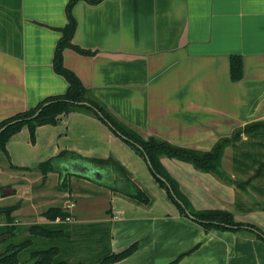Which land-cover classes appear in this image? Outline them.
Here are the masks:
<instances>
[{
  "label": "crops",
  "instance_id": "obj_1",
  "mask_svg": "<svg viewBox=\"0 0 264 264\" xmlns=\"http://www.w3.org/2000/svg\"><path fill=\"white\" fill-rule=\"evenodd\" d=\"M69 1L0 0V121L67 91L69 82L55 70L54 56L69 21ZM73 14L77 23L72 41L93 53L66 47L65 65L142 137L208 150L236 128L264 120V0H78ZM235 55L242 59L237 80L231 67ZM7 148L12 163L24 167L34 168L70 149L88 157L113 154L137 178L143 173L152 204L114 192L103 181L66 174L70 183L63 191L70 197L71 222L103 235L113 252L140 243L112 264H167L182 253L176 264H264L263 239L246 231L206 230L182 214L144 157L91 113L75 110L57 124L39 126L34 143L24 126ZM232 148L226 147L222 168L235 179ZM160 159L196 209H226L237 221L264 230V205L259 204L264 189L254 181L242 190L190 162L168 155ZM69 160L60 161V167ZM0 165L9 167L2 153ZM31 170L37 172H23ZM48 174H59L61 180L62 167ZM45 184L34 197L47 190ZM13 185L2 197L19 193L21 185L33 196L29 185ZM85 196L84 213L77 215V198ZM34 201L30 204L36 206ZM98 201L102 208L91 214L95 211L89 208ZM41 217L36 222L50 221Z\"/></svg>",
  "mask_w": 264,
  "mask_h": 264
},
{
  "label": "trees",
  "instance_id": "obj_2",
  "mask_svg": "<svg viewBox=\"0 0 264 264\" xmlns=\"http://www.w3.org/2000/svg\"><path fill=\"white\" fill-rule=\"evenodd\" d=\"M77 1L78 0H70L68 3L67 13L69 21L63 28V36L58 42L54 56L55 70L64 75L69 82L67 91L62 95L49 97L34 107L19 111L0 121V128L7 125L0 132V153L8 160L9 167L13 169H33L12 163L7 148V142L10 138L21 131L24 126L28 127L30 140L34 143L36 141V131L39 126L44 124H57L63 114L71 111L80 110L91 113L106 123H111V125L109 124L110 128L116 134L120 135L134 150L142 155L146 161L147 159L150 160L151 165H149V167L152 174L158 183L166 189L169 197L182 214L193 217L206 230L216 228L246 231L264 240V230L262 228L253 223L237 221L233 212L229 210L212 208L196 209L188 196L180 189L177 179L169 173L160 159L161 155H168L190 162L202 171L214 173L226 181H234L237 187L242 190L249 186H253L252 182L254 180H258L255 185L256 187L264 189V151L259 149L260 147H264V120L252 121L244 126L236 128L231 135L221 137L213 147L208 150L176 145L156 136H150L147 139L142 137L130 127L119 121L100 101L94 98L90 89L83 84L80 77L64 63L63 51L66 47H72L84 54L93 53V51L85 49L72 41L77 23L73 14V7ZM90 1L97 2L99 0ZM231 67L233 78L236 80L240 79L242 76V59L239 55L232 57ZM38 110L39 112L33 116ZM244 135L246 139L243 138ZM228 145H233V147L238 150H235L238 154H234V163L238 170L246 172L248 169L255 167L253 174L248 178L241 179L238 177L233 179L231 175L222 168V158L225 148ZM251 147H255L256 150H249ZM67 159L89 161L95 166L107 170V172L110 170L113 174L118 176V180L112 179V182H109L107 181L108 178H106L103 183L114 192L125 195L139 203L152 204L154 202L152 193L142 186L137 179L134 178L130 170L113 154L107 157H88L75 150L62 149L57 155L51 156L40 162L34 169L40 170L43 180H46L48 173L50 171H59L61 169L60 161ZM69 175H72V173ZM68 177L67 175L61 177L60 185L64 189L66 186L69 188V183L67 181ZM5 188L6 186L0 185V197L7 194ZM260 202L259 204L262 207L264 204ZM19 206L20 203L0 205V215L4 214L7 222L12 223L11 219H13V217L11 213ZM43 215L50 221L45 223H33L26 227L24 225L16 227L13 224L0 227V244L2 242H7L6 249L0 252V264H68L66 259H59L58 257L64 251L60 245L45 248L35 247L31 251L30 257L26 260H22L21 252L33 245L35 242L33 241L34 239H26L21 243H14L13 241L8 242V240L11 239L10 236L14 237L18 235V231L24 228L29 231V236L34 238H54L70 234V231L66 230L68 226L66 219L72 215L68 207L53 205L47 208L43 212ZM58 218H60V220L56 221ZM97 239L98 242H100L101 239L103 240V235ZM139 245L140 243L136 241L119 252H113L109 246H106L104 249L105 252H102V257L98 261V264H112V262L132 254ZM184 254L185 253L180 254L167 264H176Z\"/></svg>",
  "mask_w": 264,
  "mask_h": 264
},
{
  "label": "rangeland",
  "instance_id": "obj_3",
  "mask_svg": "<svg viewBox=\"0 0 264 264\" xmlns=\"http://www.w3.org/2000/svg\"><path fill=\"white\" fill-rule=\"evenodd\" d=\"M259 149L264 151V147H260ZM232 150L234 151V154L235 153L238 154V152H235V150L237 149L232 148ZM249 150H256V149L255 147L254 148L251 147V149ZM254 168L255 167H253L252 171H250L249 173L238 172L237 168L234 170H236L235 171L236 175H238L239 178L246 179L250 175L253 174ZM8 169H12V170H8ZM16 170H20V171H16ZM36 171L37 172H34L32 170L23 172V169H13L10 167H6L4 165H0V174L4 177H7L6 179L8 181L6 182V180L4 181L1 178L0 185H4L7 187H12V186L14 187L13 185L14 183L19 184L20 182H23L29 185L31 187V192H33V196H31V194L30 195L25 194L26 190L23 189L21 185L19 187V193H15L9 197H2V198L0 197V205H11L14 203H20V206L14 211H12L11 213V216L13 217V219H11L12 223L7 222V219L4 214L0 215V227L5 226V225H11V224L15 225L16 227H19L21 225H24L26 227V226H29L30 224H33L34 222L38 223L36 221L42 219L41 215L43 214V212L47 208L53 205H62L63 207L70 208L69 204H66L68 200H70V197H68V195L65 194V192L63 191L68 187L66 186L65 189L61 187L59 174H51L52 175L51 177L48 174L46 180H43V177H41V171L38 169ZM130 172L132 173V171ZM133 176L134 178L137 179V181L142 186H144L143 184L146 182V180L144 178H141V176H143L142 172L138 174V178L134 174ZM79 177L80 176H77L76 178L79 180L80 179ZM106 178H108L107 181L112 182V177L111 176L109 177L108 174L106 175ZM117 178L118 176L115 177L116 180H118ZM45 181H47V185L46 184L45 185L48 191L45 190L42 193H39L38 195L34 197V193H36L39 190V187L42 185V183H45ZM67 181L68 183H70L69 177ZM79 181H82V180H79ZM257 181L258 180H254V185H256ZM93 186H94L93 184H89V187H93ZM255 187L254 189L256 190ZM89 189H92V188H89ZM5 191L8 192L9 190H5ZM94 192L95 191H91V193H94ZM40 195H43V196L40 197ZM96 198L98 199L99 197H96ZM86 199H87V196L77 198L78 200V205L76 208L77 215L79 213H84V210L86 207L84 200ZM33 200H35L34 202H37L36 206L30 204V202ZM261 200L262 201L260 203L264 204V200L262 198ZM101 205H102V202L99 204V201L98 203L97 202L94 203V206L89 208V209H94L95 211V212L93 211L94 213H91V214H95V215L98 214V210L100 209V207L102 208ZM45 218L47 217L44 216V219ZM71 221H74L73 217H71V219L68 220V222L66 221L68 225V226L66 225L67 226L66 230H69L70 234H67L65 236H59V237H54V238H46V237L34 238V237L29 236V231L24 228L18 231V235L14 237L10 236L11 239L8 240V242L13 241L14 243H21L25 241L26 239H30V238L34 239L33 240L35 241L34 244L27 247L21 252L22 260L28 259L30 257L31 251L35 247L45 248V247H51L54 245H60L64 251L58 257L59 259H66L68 261V264H93L94 262L99 261L102 257V252L107 246V240L101 239L100 242H98L97 233L90 232V230H93L92 228L83 231V228L80 223H75ZM86 228H89V227H86ZM103 245H104V248H103ZM6 246H7V242H4V243L2 242L0 244V252L4 251L6 249ZM86 247H89V248L87 249Z\"/></svg>",
  "mask_w": 264,
  "mask_h": 264
},
{
  "label": "water",
  "instance_id": "obj_4",
  "mask_svg": "<svg viewBox=\"0 0 264 264\" xmlns=\"http://www.w3.org/2000/svg\"><path fill=\"white\" fill-rule=\"evenodd\" d=\"M39 110L33 116H35L39 112ZM109 124L111 125V123H109ZM6 126L7 125L2 126L0 128V132ZM147 162L149 165H151V162L149 159H147ZM61 167H62L63 175H66L68 173L69 174H71V173L72 174H78V175L85 176V177H88L90 179L100 181V182L104 181L106 178V175H107L106 174L107 170L101 169L89 161H84V160H79V159L64 161L61 163ZM115 177H116V174H115ZM13 190H15V189H13Z\"/></svg>",
  "mask_w": 264,
  "mask_h": 264
},
{
  "label": "flooded vegetation",
  "instance_id": "obj_5",
  "mask_svg": "<svg viewBox=\"0 0 264 264\" xmlns=\"http://www.w3.org/2000/svg\"><path fill=\"white\" fill-rule=\"evenodd\" d=\"M106 174H108L109 177L111 176L112 179L115 180V174H113V172H111V171L109 170ZM120 180H121V179H120ZM7 188H8V187L6 186L5 190H7ZM9 188H10V187H9Z\"/></svg>",
  "mask_w": 264,
  "mask_h": 264
},
{
  "label": "built area",
  "instance_id": "obj_6",
  "mask_svg": "<svg viewBox=\"0 0 264 264\" xmlns=\"http://www.w3.org/2000/svg\"><path fill=\"white\" fill-rule=\"evenodd\" d=\"M71 219V216L67 217V221ZM57 220H60V218H58Z\"/></svg>",
  "mask_w": 264,
  "mask_h": 264
}]
</instances>
